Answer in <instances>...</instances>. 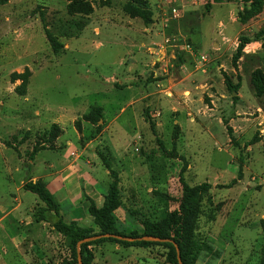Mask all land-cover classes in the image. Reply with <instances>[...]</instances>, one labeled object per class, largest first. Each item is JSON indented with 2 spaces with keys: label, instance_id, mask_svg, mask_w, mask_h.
Instances as JSON below:
<instances>
[{
  "label": "rangeland",
  "instance_id": "374dc122",
  "mask_svg": "<svg viewBox=\"0 0 264 264\" xmlns=\"http://www.w3.org/2000/svg\"><path fill=\"white\" fill-rule=\"evenodd\" d=\"M249 8L244 0H0V264L70 260L68 241L35 222L43 203L25 189L28 179L46 182L43 166L57 154L80 179L97 162L107 188L117 175L127 235L144 233L129 211L156 222L179 210L181 176L210 184L191 263L264 264V94L253 85L264 73L256 40L264 6L241 21ZM243 38L251 43L238 52ZM227 81L239 85L236 98ZM134 251L168 264L158 242Z\"/></svg>",
  "mask_w": 264,
  "mask_h": 264
},
{
  "label": "trees",
  "instance_id": "16d2710c",
  "mask_svg": "<svg viewBox=\"0 0 264 264\" xmlns=\"http://www.w3.org/2000/svg\"><path fill=\"white\" fill-rule=\"evenodd\" d=\"M244 2L245 6L249 3L250 8L245 14H241V21L243 22H247L249 19L259 14L264 6V0H244ZM260 39H263L264 47V30L260 31V33L256 36V40ZM240 42L238 52L243 51L245 46L251 43V40L243 38ZM253 85L255 87L256 94L259 97L262 96L264 94L263 72H257L254 74ZM227 86L233 93L234 98H236L239 85L233 87L232 84L227 81ZM149 120L150 118L148 117L146 121ZM150 125L153 133H156L154 123H150ZM169 156L176 158L178 155L172 152L169 153ZM104 162L106 168L110 169L109 162L106 160H104ZM27 172H30V170ZM111 174L114 181L109 186L107 195L104 197V202L101 207H97L93 199L83 194V197L89 201L88 211L94 220V225L99 228V232H96L93 227H82L75 221L67 222L61 212L59 203L48 190L47 183L42 181L33 183L30 179L27 180L25 189L33 194H36L43 203L42 206H38L34 211L33 218L35 222L49 224L63 239H66L69 243L71 257L70 260L65 261L63 264H79L78 244L88 238L105 234H114L131 238L151 237L169 239L172 242H158V244L164 245L170 250L166 256L168 264H179V256L183 264H192L190 256H192V252L195 249L194 237L201 214L202 199L211 190V185L203 183L191 186L185 182L184 178L181 176L180 181L183 185V198L180 202L179 210L169 213L165 218L156 222L140 218L139 213L129 211L130 215L143 226L144 233L142 235L137 233L127 235L119 229L117 220L114 216V213L121 208L122 201L118 185V177L114 172H111ZM107 243L119 245L124 249H149L152 245L157 244V242H150L146 240L128 242L115 238H101L84 243L80 246L82 264H93L95 254L92 247H97ZM176 246L179 249V253L177 252Z\"/></svg>",
  "mask_w": 264,
  "mask_h": 264
},
{
  "label": "crops",
  "instance_id": "0c3cea01",
  "mask_svg": "<svg viewBox=\"0 0 264 264\" xmlns=\"http://www.w3.org/2000/svg\"><path fill=\"white\" fill-rule=\"evenodd\" d=\"M94 154H96L95 151ZM85 167L87 168L88 166L85 165ZM43 168V170L46 172L44 178L47 183L48 190L59 203L62 212L63 204L68 206L67 212L69 213L70 222H78L80 226L85 228H95V225H93L94 220L88 211L89 201L83 202V200L81 203L78 201V203L77 200L83 198V192H85L88 197L95 201L97 207H101L103 205L104 197L107 195L108 188L103 182L99 181L100 172L103 170L101 165H99L97 162V164L90 167L88 179H80L81 177L79 176L78 172H74L75 167H70V165L67 164V161H65V159H63V157L59 154H57L55 158H52L50 161L45 163ZM25 170H30V166H27ZM120 209L121 208H119L114 213V216L117 220L119 229L123 231L124 227L120 223L119 217L117 216V213ZM134 228L141 232L139 225H134ZM3 232L8 235L11 240H14V234H12L9 230L3 228ZM109 246L113 247V249H110ZM134 249L145 248L124 249L119 245L108 243L97 247L95 246L93 247L95 254L93 264H129L133 258L135 259L134 264H153L151 259L144 261L142 259L139 260L140 258L137 257ZM123 250L132 252L131 254L127 255L126 258H124L120 256ZM113 254L122 258L119 263L114 262L112 258Z\"/></svg>",
  "mask_w": 264,
  "mask_h": 264
},
{
  "label": "water",
  "instance_id": "95a60500",
  "mask_svg": "<svg viewBox=\"0 0 264 264\" xmlns=\"http://www.w3.org/2000/svg\"><path fill=\"white\" fill-rule=\"evenodd\" d=\"M101 238H115V239H118V240L128 241V242L142 241V240H146V241H150V242H160V243H163V242H172L169 239L151 238V237L131 238V237H122V236H118V235H114V234L99 235V236H96V237H93V238H88L86 240H83V241H81L78 244V253H79L78 260H79V264H82V258H81V253H80V246L82 244H84V243H88V242H91V241H95V240H98V239H101ZM176 248H177V252L179 253V249H178L177 246H176ZM178 260H179V264H183L180 256H179Z\"/></svg>",
  "mask_w": 264,
  "mask_h": 264
},
{
  "label": "built area",
  "instance_id": "2783aa9c",
  "mask_svg": "<svg viewBox=\"0 0 264 264\" xmlns=\"http://www.w3.org/2000/svg\"><path fill=\"white\" fill-rule=\"evenodd\" d=\"M177 10H174V13L176 14Z\"/></svg>",
  "mask_w": 264,
  "mask_h": 264
}]
</instances>
